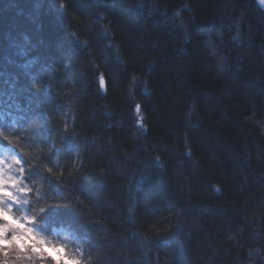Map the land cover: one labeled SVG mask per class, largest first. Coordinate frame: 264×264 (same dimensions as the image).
<instances>
[{"label": "trees", "instance_id": "trees-1", "mask_svg": "<svg viewBox=\"0 0 264 264\" xmlns=\"http://www.w3.org/2000/svg\"><path fill=\"white\" fill-rule=\"evenodd\" d=\"M0 146L75 264H264V9L0 0Z\"/></svg>", "mask_w": 264, "mask_h": 264}, {"label": "rangeland", "instance_id": "rangeland-1", "mask_svg": "<svg viewBox=\"0 0 264 264\" xmlns=\"http://www.w3.org/2000/svg\"><path fill=\"white\" fill-rule=\"evenodd\" d=\"M5 190L12 195L0 202V213L8 212L17 223L5 221L0 215V247L8 256L2 264H42L45 256L64 264H75L80 259V247L68 230L62 229L51 238L38 233L25 211L27 188L21 160L12 148L0 146V192Z\"/></svg>", "mask_w": 264, "mask_h": 264}, {"label": "clouds", "instance_id": "clouds-1", "mask_svg": "<svg viewBox=\"0 0 264 264\" xmlns=\"http://www.w3.org/2000/svg\"><path fill=\"white\" fill-rule=\"evenodd\" d=\"M17 214H19V213H17ZM0 215L3 216L5 221H11V223H13V224L17 223V221L11 219V216L9 215L8 212L0 213ZM18 227H19V225H18Z\"/></svg>", "mask_w": 264, "mask_h": 264}, {"label": "snow or ice", "instance_id": "snow-or-ice-1", "mask_svg": "<svg viewBox=\"0 0 264 264\" xmlns=\"http://www.w3.org/2000/svg\"><path fill=\"white\" fill-rule=\"evenodd\" d=\"M11 195L12 194L7 190L0 192V202H2L5 197H10Z\"/></svg>", "mask_w": 264, "mask_h": 264}, {"label": "water", "instance_id": "water-1", "mask_svg": "<svg viewBox=\"0 0 264 264\" xmlns=\"http://www.w3.org/2000/svg\"><path fill=\"white\" fill-rule=\"evenodd\" d=\"M256 1L264 9V0H256Z\"/></svg>", "mask_w": 264, "mask_h": 264}]
</instances>
